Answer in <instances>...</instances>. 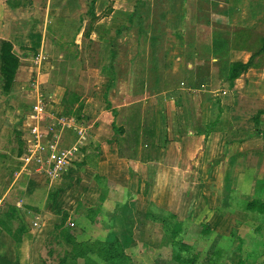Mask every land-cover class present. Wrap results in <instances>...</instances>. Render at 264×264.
Here are the masks:
<instances>
[{"label":"crops","instance_id":"obj_1","mask_svg":"<svg viewBox=\"0 0 264 264\" xmlns=\"http://www.w3.org/2000/svg\"><path fill=\"white\" fill-rule=\"evenodd\" d=\"M139 2L140 0H0V20L5 19L0 23V41H7L12 45V52L20 64L10 93L4 95L0 91V118L7 107L18 102L22 104L23 95L29 94L32 97L31 104L14 111L18 116L17 123L14 122L15 130L21 134L18 144H6L5 134L7 133L0 124V166L12 164L11 169L17 167V164H13L11 158L6 156L9 148L10 150L18 148L21 152L20 156L23 152L26 153L27 134L24 131V123L28 127L29 121L26 122L25 119L32 112L37 93L41 91L44 96L46 95L43 91L46 84L54 82L57 86H61L63 98L69 94L76 96L77 101L74 102L73 108L78 110L81 105V110L84 112L82 115L86 116L87 106H83L81 102L83 96L78 91L81 92L84 86L98 84L93 89H98L97 91L103 89L101 92L103 96L107 92L113 74L111 70H105V67L115 68L113 70L115 78L118 77V68L115 65L117 61L124 69L129 68L127 71H131L132 67H139L140 62L142 63L145 58V49L137 50L136 52L141 56L133 59L127 56L126 51L123 53L124 47L118 44L127 38L133 22L134 9ZM17 9H22L21 15L18 14ZM262 16L259 20H264V13ZM248 17L255 23L258 20V17ZM257 26L252 28L253 26L250 25L247 30H240L238 43L232 40L225 41V38L217 36L215 43L220 50L224 49L223 46L230 44L237 47L240 43L242 46L237 51L233 50L232 54L223 56V60L212 57L213 52L205 55L190 49L191 44L187 41L188 35L185 33L184 50L174 42L173 50L169 48V52H159L157 58V52L152 54L155 59L151 58L150 68L156 72V76L151 79L144 73L139 77H143V80L139 79L138 83L140 81L147 85L151 82H147L150 79L152 86L157 85L158 88L151 86L152 92L149 94L145 92L136 100L120 107H111L106 104L105 113L101 112V116L93 119L92 125L88 124L89 128L95 129L96 134L94 138L91 133V139L87 141V147L91 146V148L86 151V155H91L85 158L82 166L79 165L75 170H71L72 172L62 181L52 185L33 168L24 167L23 162L19 163V168L14 171L12 177L8 175V170L1 177L2 181L5 177H10L8 185H3L4 182L0 178V216L7 213L9 206H14L17 212V219H14L23 225L22 233L26 231L22 237L27 236L31 239V248L37 255L41 253L40 246L46 245L48 237L60 223L61 214L65 210L69 213L72 211L73 216H68V221L76 223L79 232L95 234V236L92 235L93 238L101 241L117 239L126 254L130 255V252L137 251L140 259H145V251L157 250L155 258L164 260L167 264L172 261L168 254L171 247L161 252L160 249H164L163 246L168 244H165L154 231L151 232L152 235L149 230L141 231V221L137 220L139 216H142L138 209L140 206L147 205L144 209L145 213H152V211L162 215L167 213L168 218L183 217L190 221L197 219L200 215L196 214L198 211L195 209L198 208L203 213L202 217L207 214L206 224H203L206 229L214 231L213 229L217 230L224 223H226L225 227L229 226L228 221L223 220L228 215H232L231 212L244 211L242 209L229 211V208L212 204L217 194L215 189L220 188V173L223 170L222 164L218 168L215 166L216 159L220 157L224 159L231 154L229 149L234 150L233 158L229 162L231 164L236 162V166L242 163L244 171H237V174L233 175L228 172L223 180H228V184L236 180L238 183L236 182L234 191L237 193L242 191V194L250 195L258 181H264L260 178L264 176V91L260 92V89L264 87V68L262 70L260 68L264 51L251 60V56L261 47L256 52H252L248 47H252L249 40L255 36L253 32L259 29ZM195 35L193 42L201 37L199 31ZM209 39L205 38L203 41L210 44ZM193 46L197 48L198 45L194 43ZM37 56H43L45 60L43 59L40 64L34 62ZM147 59L146 57L145 62ZM250 60L251 65L240 77L233 81L226 80L228 68L232 63L247 64ZM211 61L222 62L217 71H222L220 74L225 78L218 88H213L215 83L211 79L213 74L203 77V72L209 66L207 63ZM129 75L131 76L132 73L129 72ZM125 77L129 78L126 75ZM32 80L42 83V89L40 86L32 89L30 87ZM61 81L64 85H61ZM73 87H76V92L72 90ZM135 90L138 91V86ZM97 91L94 94L95 99L98 96ZM136 95L139 93L137 92ZM169 95L172 98H169ZM160 96L163 97L164 102L167 142L163 143L162 140L156 139L155 144H165L164 156L158 161H142L141 155H137L134 159L128 158L127 155L125 157V154L124 157H120L118 144L112 141L110 125L114 122L117 127H120L122 116L128 111H123L119 118L114 120L112 110L120 111L133 102L146 103L144 101H147L148 104L143 109L147 108L149 112L145 117L155 120L158 118L156 100ZM176 101L179 102V106ZM153 105L154 108L147 107ZM59 108L60 111H64V108ZM242 108H247L249 111L253 109L252 117L247 124L239 119L243 115ZM258 112L263 113L258 116L256 128L254 118ZM156 120L157 124L160 123L158 119ZM49 124L46 122L47 127ZM133 126L122 125L125 130ZM251 129H259L261 134L260 132L259 135L254 134ZM228 130H233L238 135L242 134L241 139L233 138V142H230L226 136ZM258 140L263 144H256ZM254 141L255 144H253ZM92 142L95 144H91ZM21 145L22 147L24 145L22 151ZM93 152L96 155H92ZM234 159L235 162H233ZM161 169H166L172 180L177 179L182 182L183 191L178 192L181 203L177 204V198L171 202L170 189L160 193L157 191L155 182L159 178ZM12 196H16L14 203L8 199ZM238 196L243 200H249V197L247 199L241 194ZM115 198L119 199L117 202H124L121 208L123 210H116L120 212L117 218L112 214L113 212H107L110 205L115 204ZM134 198L138 201L136 210L132 208L133 204H127ZM190 199L201 203V206H192L187 202ZM4 207H6L5 210ZM44 212L46 215H42ZM50 213L54 214L53 218L49 217ZM193 213L195 215H192ZM209 214H212L211 218H208ZM26 215L31 216V224L38 220L39 226L35 229L27 227L30 221ZM120 215H123V218ZM101 226H104L106 230ZM98 227L102 231L94 232L93 229L97 230ZM133 229L136 230L135 234ZM11 232L6 233L0 227V244L4 246L0 250V264H19L20 254L13 236L16 230ZM188 234L187 231L184 236ZM255 242L253 240V246ZM182 245L187 246L188 242L183 239ZM251 249L248 254L254 253L253 248ZM130 257L133 260L131 255ZM35 258L30 257V262ZM136 261V264H140V260Z\"/></svg>","mask_w":264,"mask_h":264},{"label":"rangeland","instance_id":"obj_2","mask_svg":"<svg viewBox=\"0 0 264 264\" xmlns=\"http://www.w3.org/2000/svg\"><path fill=\"white\" fill-rule=\"evenodd\" d=\"M136 9H134L133 13V22L130 26V32L127 34V38L125 40H121L118 42L120 46H123V53H127L128 57H131L133 59H136L137 57H140L141 54L136 52L137 50H144L145 49V58H143V62L139 64V67H132L131 71H127L129 68L124 69L122 66H119V62H115L116 67L118 68V77L115 78L114 85L111 88L107 87V92L102 96V91L94 90V87H97V85H91V86H84L83 90L80 92L83 96V106H87V113L86 116L80 117V115L77 117L76 113L84 114L83 110L80 112L77 111V109H74L72 107L71 115L64 116V111H60L59 107L63 108L62 105V88L61 86H57L56 83L52 82L51 84H46L44 86V93L46 94L44 96V100L47 103L48 111L52 112L54 114L55 118H59L63 116V119H71L74 118L77 122H74V125L77 127L81 126L88 127L89 125H92L93 119L97 116H101V112L105 113L104 106L106 104H109L111 107H117L122 106L123 104H127L133 100H136L137 97H140V95H136L137 92L135 88L137 87V83L139 79L143 80V77L139 78L144 73L147 74V76H150L151 79H154L156 76V72L150 68V60L155 57L152 55L155 52L156 58L159 56V52H169V48H172L173 50L175 45H180V49L184 50V33L188 35L187 41L190 42L191 46L190 49L197 50V52H200L201 54H209L212 53V57L215 59H221L223 60V56H227L228 54H232L233 50L241 49L242 46L239 43V46L236 47L234 44H230L229 46L225 45L223 46L224 49L220 50V48L217 46L216 38L217 36L219 38H225L226 40H232L233 42H237L238 35L240 33V30L242 29H248L250 25H252L254 28L257 26L259 29L254 30V35L249 42L250 46L249 49H251L252 52H256L261 47V39L264 36V28H263V21L259 20V18L263 17L262 14L264 13V0H140L137 6H135ZM20 10L17 9L16 11L20 14ZM14 14V15H18ZM261 15V16H260ZM258 17L257 22H253V20H250L248 17ZM3 17V15L1 16ZM5 19L2 18L0 20V23H2ZM261 23V24H259ZM262 25V26H261ZM252 30V29H251ZM199 31L200 36L196 41L193 42V37L196 36L195 34ZM213 36V37H210ZM205 38H210L208 41L210 42L209 47L207 48V41H203ZM192 40V41H191ZM182 41V42H181ZM247 41V40H246ZM174 42L175 45L173 44ZM196 43L198 46L197 48L193 46V44ZM173 46V47H172ZM217 46V47H216ZM256 54V53H255ZM41 55V54H39ZM40 57V56H39ZM146 57L147 59L146 61ZM264 58V55H263ZM41 63V60H34V62ZM222 62H216L211 61L207 64L209 65L206 70L203 72L204 76L207 77L210 74H213L211 76V79L215 81L213 84V88H218L221 86L222 80L225 78L220 74L219 67L221 66ZM260 68H264V59L260 62ZM37 64V63H35ZM136 64V60H135ZM214 68V70H212ZM115 69V68H114ZM127 71V72H126ZM224 71V70H223ZM126 72V73H125ZM129 72L132 73V75H129ZM129 76L128 77H125ZM125 77V78H124ZM264 78V77H263ZM152 80L148 79L147 82ZM140 82V81H139ZM148 83L147 85H144V88H148L152 86V84ZM61 85H64L61 81ZM211 83V82H210ZM41 87L42 89V83L36 82V88ZM80 87L81 84H79ZM210 86V85H209ZM78 87V86H77ZM157 87V85L152 86ZM76 87H73L72 90H75ZM205 88H208L205 86ZM70 89V88H68ZM79 89V88H78ZM152 89H149V92ZM97 91V99H95L94 94ZM264 91V87L260 89V92ZM28 92V91H26ZM38 93L42 94L41 91ZM69 94L68 96H70ZM86 95V96H84ZM24 101L22 104H14L9 107H5L6 111H4L3 116L0 118V124L1 127H4V131H6V144H18L19 136L21 140V134L15 130V123L18 121V116L15 115V110L18 108H23L24 106H27L31 104L32 97L29 96V94H25ZM86 97V98H85ZM110 100H109V99ZM111 101V102H110ZM10 105V104H9ZM59 106V107H58ZM243 115L240 116L239 119H242V123L244 122L247 124L250 121L251 111L249 109H243ZM83 112V113H82ZM61 113V114H60ZM30 114L27 115L25 121H31L30 120ZM62 118V117H61ZM99 118V117H98ZM264 120V119H263ZM30 122H28L29 125ZM25 125V133L27 134L28 127ZM23 125V126H24ZM45 125V124H44ZM22 126V127H23ZM21 127V128H22ZM53 128V129H52ZM51 132L55 131V134L57 133V126L51 125ZM252 130V129H251ZM229 131V130H228ZM98 132V131H97ZM230 132V131H229ZM252 133H257L259 135V132L261 134V131L259 129H253L251 131ZM91 133L94 135V138L96 136L95 129L90 127L88 129V139H91ZM94 133V134H93ZM65 138L64 141H69L70 144H77L76 141V135L73 132L64 131L63 132ZM99 134V132H98ZM90 135V137H89ZM226 136L230 137L231 134L228 135V132L226 133ZM27 138V136H26ZM95 140V139H94ZM4 142V139L2 140ZM90 141V140H89ZM262 141H257V143L254 141L253 144H263ZM95 144V143H91ZM229 145V144H228ZM24 147V145H23ZM23 147L21 145V151L23 150ZM91 146L86 147L83 149L84 154L86 155V151L89 150ZM231 151V154L227 157H224V159L218 158L216 159L217 162H215V166L218 168L220 164H222L223 169L220 173L221 179L219 180L220 188L215 185V187H218V189H215L217 191V194H215L214 201L212 204H216L219 207L223 208H229L228 205L233 204L234 201L230 197L232 194L233 199L235 200V196L240 195L246 196L249 201L261 198V196H258L257 194L264 192V181H258V184L256 185L255 189L251 191V194L248 195L247 193L244 195L242 194V191L240 193L234 191L236 190L237 181L231 182L228 184V180H223V177L228 172L233 175L237 171H244V167L242 163L236 166V160L234 159L233 162L235 164H231L229 162L232 160V153L234 152L233 149H229ZM229 150L226 149L227 152ZM24 154V152H23ZM22 154V156H23ZM21 152L18 151V148L15 149H8L6 156H9L11 158V162L13 164H17V167H11L12 164L7 166H0L1 172H0V178L3 177L8 170V175L13 176L14 171L18 170V165L21 162L22 163V156ZM91 155V154H90ZM86 155V156H90ZM92 155H96L94 152ZM264 165V164H263ZM262 165V166H263ZM236 166V167H235ZM261 166V167H262ZM258 169H262V168ZM235 168V169H234ZM239 169V170H238ZM159 178L156 180V189L160 193L163 192V190H171V202H174L177 198L178 203H181L180 197L178 198V192L183 191L182 189V182L178 181L177 179H173L169 177V173L167 170L161 169L159 172ZM237 174V173H236ZM5 177V180L2 181L3 178H1V181L4 182L3 185H8V182L10 180V177ZM163 176V177H162ZM253 177V175H250ZM264 179L263 177H260ZM60 182V181H56ZM237 182V183H236ZM1 183V182H0ZM50 184H54L55 182H49ZM202 183V182H201ZM203 184V183H202ZM236 184V186H235ZM1 185V187L3 186ZM57 187V186H56ZM213 187V185L211 186ZM181 190V191H180ZM234 191V192H233ZM258 191V192H257ZM216 193V192H214ZM236 195H235V194ZM11 202H16V196L9 197ZM119 199L115 198V204H111L110 209H107V212H113L114 216H118V214L123 209L122 204L124 202H117ZM7 201V200H6ZM8 202V201H7ZM189 204L191 203L192 206H201V203H197L196 200H189L187 201ZM138 201L134 199L129 200L127 204H133L134 207H132L134 210H136ZM168 203V202H167ZM230 203V204H228ZM172 205V204H171ZM6 206V205H4ZM147 206V205H146ZM146 206L142 205L138 209L141 212L142 216H139V219H137L136 214L134 215L135 220L141 221V231L147 232V230L154 231L158 236H160L161 240L164 241L165 244L163 247L164 249H160L159 246H157L161 252H165L167 248H170V251H168L169 258H171L172 261H170L169 264H188L190 262L191 264H237V260L240 258L243 261V264H264V257L262 255V251L264 249V224L263 221H260L259 219L254 218L245 212H238L234 213L231 212L232 215H228L223 221H228L229 226L225 227V224L221 227H218L217 230L213 229L214 231L218 232L216 234H212L211 232L204 233L203 228L206 226L203 224H206V215L205 214L202 217V211L200 209H195L198 211L196 214H200L197 219H193V221H190L188 219H184L181 217L174 218V217H167V213L165 215L160 213H152L151 212H144V209ZM165 206V205H164ZM166 207V206H165ZM6 207H4L5 210ZM64 210V209H63ZM64 212H66L64 210ZM68 216H73L72 211L66 212ZM40 214V212H39ZM180 214V213H179ZM236 214V215H233ZM42 215H46L45 212ZM54 214H49V217L53 218ZM132 215V214H131ZM150 215V217H149ZM181 215V214H180ZM192 215H195L193 213ZM22 216L25 217L24 214ZM29 219L30 223L27 224V227L35 229L33 224H31V216L26 215ZM123 218V215H120ZM208 218L212 217V214L208 215ZM121 217H119L120 219ZM149 218V219H148ZM16 219H13L8 226L11 231L16 230L18 228V221H15ZM134 219L132 220L134 223L136 222ZM210 220V219H209ZM75 224L73 221H66V225L71 228ZM259 225H262V228L259 229ZM77 227V225L75 224ZM258 227V229H256ZM99 229L94 230V232L102 231L101 228L106 230L104 226L98 227ZM2 229V228H1ZM138 229V227H137ZM206 229V228H205ZM4 230L6 233H9V230ZM32 231V230H31ZM134 234L136 233V230H132ZM187 231L189 232L188 235L184 236ZM26 232V231H25ZM23 232L21 234V238L16 243V247L18 248V254H20V259L18 260L19 264H25L26 262L28 264H42V260L46 261L47 264H56L62 256L63 252L68 250V246L64 245V243H61L58 245L56 243V240L54 239V236L50 234V236L47 239L46 245H42L41 247V253L39 252V256L33 252V249L31 248V239L27 236H24ZM90 233V232H88ZM95 234H84L78 231L76 240L78 242L88 240V241H96V238L94 239L93 236ZM152 235V233H151ZM152 237V236H151ZM156 237V236H153ZM186 240L188 242L187 246H184L182 249L181 246V240ZM253 240L256 241L254 243V246L252 245ZM172 241V242H171ZM176 243V244H175ZM257 244V247L255 248V245ZM260 244V247L258 246ZM262 245V246H261ZM170 246V247H169ZM255 248L257 250L256 255H253L251 258H247V254L251 252V248ZM4 246L0 244V250L3 249ZM52 250V253L49 254V250ZM127 249V248H126ZM158 249V250H159ZM129 251V249H127ZM237 251H242L241 253H238ZM259 252V253H258ZM158 253L157 250L151 251L147 250L145 251V259H140V255L137 253V251L130 252V255L133 257V262H137L136 260H140V264H167L166 261L160 260L159 258H155L156 254ZM258 253V254H257ZM24 256V257H23ZM180 256V259L179 257ZM30 257L35 258L34 261L30 262ZM144 258V257H143ZM41 259V262H40ZM80 264H83L80 261ZM136 264V263H135Z\"/></svg>","mask_w":264,"mask_h":264},{"label":"trees","instance_id":"obj_3","mask_svg":"<svg viewBox=\"0 0 264 264\" xmlns=\"http://www.w3.org/2000/svg\"><path fill=\"white\" fill-rule=\"evenodd\" d=\"M209 45L210 44H207V48H210ZM261 45V49L256 54L251 56V60L264 51V38L261 39ZM251 60L247 64L238 62L232 63L228 68L226 80L233 81L240 77V75H242L251 65ZM19 66L20 64L18 58L12 52V45L7 41H0V91L2 94L8 95L10 93L14 85L15 76L19 69ZM105 70H111V72L113 73L108 85V88H111L114 85L115 81V73L113 71L114 69L111 67H105ZM137 86L140 96L144 95L145 92L147 94L152 92V90L149 92L150 87H143V82L137 83ZM169 98H172V96L169 95ZM75 101H77V97L74 95L66 96L64 99H62V105L65 111L64 116L72 114L71 110ZM144 102L146 103H143V101L133 102V104L120 111H117L116 109L112 110L114 120L119 118V115H121L123 111H128L127 114H124L122 116V123L120 127H117L114 122H112V124L110 125V129L112 132V141L118 144V155L120 157H124L125 154V157L127 155L128 158L134 159L137 155H141L142 161H158L164 156L165 144H155V140H162L163 143L167 142L165 135L166 128L163 97L160 96L156 100L158 114V118L156 119H158V121L160 122L158 124L156 119L154 120V118L147 116L145 117L146 113H148L149 110L147 108L143 109V107H146V104H148L147 101ZM176 103L177 106H179V102L176 101ZM215 105L217 107L218 103ZM147 107L154 108V105ZM77 111H81V105L78 107ZM142 111L145 112V114H143ZM262 113L263 112H258L256 118H254V122H256V128L258 127V116ZM154 114L156 113L154 112ZM79 115L80 117L83 116L81 113H76L77 117ZM122 125L134 126L128 130H125ZM229 131L228 135L231 134L230 137L228 136L230 142H233V138L241 139L242 134L238 135L237 132H234L233 130ZM121 145H123L122 148ZM86 157L87 156H84L80 163H76L73 169L75 170L77 167H79V165L82 166V164L85 163L84 161ZM257 195L261 196L262 199L256 198L249 201L243 200L237 195L235 196L234 200L231 194L230 197L232 198L234 203H228L230 204L228 205L229 211L242 209L244 212L248 213L250 218L251 216L254 218L257 217V219L263 221L264 224V192ZM14 218L17 219V212L14 206H9L7 213L3 216H0V227L2 229L9 230V232L12 233L10 228L7 226L8 223ZM67 220V213L62 212L60 223L55 226L54 231L51 233L58 245L64 243L65 246H68V250L63 252L62 256H60L56 264H80V261L83 264H135L130 255L125 253L123 246L117 239L113 241L96 240L92 242L84 240L78 242L76 240V236L79 229L75 226L76 223L73 224L71 228H69L66 225ZM258 227L260 229L262 228V225H259ZM258 227L256 229H258ZM23 229V225L19 223L18 229H16V232L13 234L16 242H18L19 236L22 234ZM203 230L204 233L212 231V229L208 230L205 228H203ZM258 246L260 247V244ZM256 247L257 244L255 245V248ZM183 248L184 246L182 245V249ZM255 248L253 247V254H247V258H251L253 255H256L257 250H255ZM48 250L49 254H51L52 250H50V248H48ZM238 252L241 253L242 251ZM262 255L264 257V249L262 251ZM42 264L47 263L46 261L42 260ZM188 264L191 263L188 262ZM237 264H243V261L239 258L237 260Z\"/></svg>","mask_w":264,"mask_h":264},{"label":"built area","instance_id":"obj_4","mask_svg":"<svg viewBox=\"0 0 264 264\" xmlns=\"http://www.w3.org/2000/svg\"><path fill=\"white\" fill-rule=\"evenodd\" d=\"M45 60L43 56H37L36 60ZM30 87L36 88V80L30 81ZM43 93H37V99L31 109L30 120L25 139L26 153L22 158L24 167L33 168L49 182L62 181L67 174L73 171L76 163H80L85 154L83 149L88 141L89 127H77L76 121L54 117L48 111ZM49 122V127L46 126ZM45 124V125H44ZM51 125L57 126V133L51 132ZM64 131L73 132L76 135L77 144L64 141ZM72 170V171H71ZM38 221V220H37ZM35 221L33 226L37 228L39 223Z\"/></svg>","mask_w":264,"mask_h":264}]
</instances>
